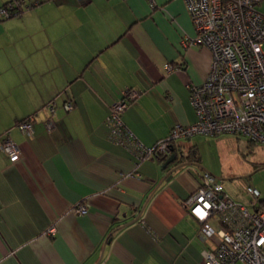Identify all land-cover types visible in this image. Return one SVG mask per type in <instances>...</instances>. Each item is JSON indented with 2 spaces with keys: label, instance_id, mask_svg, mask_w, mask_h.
Masks as SVG:
<instances>
[{
  "label": "crops",
  "instance_id": "0c3cea01",
  "mask_svg": "<svg viewBox=\"0 0 264 264\" xmlns=\"http://www.w3.org/2000/svg\"><path fill=\"white\" fill-rule=\"evenodd\" d=\"M194 35L184 0H42L0 20V135L20 148L15 162L0 151V264H203L184 201L205 169L159 183L162 162L138 159L105 122L126 88L141 95L121 118L145 147L195 122L189 89L211 52L184 47ZM29 115L31 134L17 125Z\"/></svg>",
  "mask_w": 264,
  "mask_h": 264
},
{
  "label": "built area",
  "instance_id": "2783aa9c",
  "mask_svg": "<svg viewBox=\"0 0 264 264\" xmlns=\"http://www.w3.org/2000/svg\"><path fill=\"white\" fill-rule=\"evenodd\" d=\"M42 0H14L0 7V20L22 14ZM195 35L182 40L183 46L197 44L211 52V62L202 83L190 85L189 97L196 120L176 123L166 137L150 147L134 140L121 115L141 92L126 88L123 97L112 102L105 122L110 138L136 152L138 159H165L178 139L195 134L215 136L233 134L264 144V0H184ZM166 71L172 69L165 64ZM71 109V102L65 103ZM50 112L53 102H48ZM34 115L17 123L31 134ZM52 119L45 122L51 129ZM0 151L13 162L20 148L8 136L0 135ZM247 191L259 197L257 188L246 183ZM188 211L200 222L206 247L203 264H264V207L251 209L228 195L219 178L202 171L198 187L184 201ZM76 213L86 212L78 204Z\"/></svg>",
  "mask_w": 264,
  "mask_h": 264
},
{
  "label": "rangeland",
  "instance_id": "374dc122",
  "mask_svg": "<svg viewBox=\"0 0 264 264\" xmlns=\"http://www.w3.org/2000/svg\"><path fill=\"white\" fill-rule=\"evenodd\" d=\"M260 8L264 12V2ZM189 139L177 141L183 144L178 152L186 161L193 162L191 166L205 169L219 178L224 191L235 200L248 206L264 200V144L233 134H195ZM191 145L197 148L198 163L188 157ZM246 183L259 190V197L247 191Z\"/></svg>",
  "mask_w": 264,
  "mask_h": 264
},
{
  "label": "water",
  "instance_id": "95a60500",
  "mask_svg": "<svg viewBox=\"0 0 264 264\" xmlns=\"http://www.w3.org/2000/svg\"><path fill=\"white\" fill-rule=\"evenodd\" d=\"M191 164H193V162L186 161L182 153L172 150L161 163V170L164 171V174L159 180V183L163 180H169L178 168Z\"/></svg>",
  "mask_w": 264,
  "mask_h": 264
},
{
  "label": "trees",
  "instance_id": "16d2710c",
  "mask_svg": "<svg viewBox=\"0 0 264 264\" xmlns=\"http://www.w3.org/2000/svg\"><path fill=\"white\" fill-rule=\"evenodd\" d=\"M13 1H14V0H10V1L4 3L2 6H6V4L11 3V2H13ZM172 150L175 151L174 149H172ZM188 157H191V158H193V159H196V155L194 154V150H193V148H190V149H189V155H188ZM163 160H164V159H161L160 161L162 162ZM258 201H259V203H260V206H264V200H263V199H259Z\"/></svg>",
  "mask_w": 264,
  "mask_h": 264
}]
</instances>
